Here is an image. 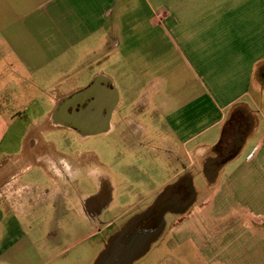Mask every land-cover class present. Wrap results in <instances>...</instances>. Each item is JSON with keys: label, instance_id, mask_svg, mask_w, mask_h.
Segmentation results:
<instances>
[{"label": "crops", "instance_id": "1", "mask_svg": "<svg viewBox=\"0 0 264 264\" xmlns=\"http://www.w3.org/2000/svg\"><path fill=\"white\" fill-rule=\"evenodd\" d=\"M114 63L125 65L128 103L118 114V93L107 133L123 122L135 130L133 141L160 147L171 170L160 192L184 176L189 194L174 198L190 200L164 212L160 234L131 264L165 237L169 242L161 243H169L175 257L163 264H196L188 262L191 254L201 264H264V0H0V75L9 70L16 93L30 95L33 106L31 114L15 117L29 119L15 152L4 150L14 120L0 109V188L8 178L10 195L9 206L0 201V214L15 221L33 214L26 204L33 198L22 195L30 185L21 176L39 168L50 183L34 189H62L66 212L106 233L100 253L154 201L104 220L116 203L115 179L99 178L93 191L78 192L70 182L82 171L65 181L49 170L53 157L66 161L51 139L52 130L67 129L59 101L96 75L114 85L104 70ZM75 74L86 82L78 84ZM41 199L49 208L50 198Z\"/></svg>", "mask_w": 264, "mask_h": 264}, {"label": "rangeland", "instance_id": "2", "mask_svg": "<svg viewBox=\"0 0 264 264\" xmlns=\"http://www.w3.org/2000/svg\"><path fill=\"white\" fill-rule=\"evenodd\" d=\"M98 66L95 64L92 67ZM104 67L105 72L112 76L111 81L119 93L118 112L123 113L128 103L124 95L125 65L118 67L114 63L111 66L106 64ZM75 77L78 84L86 82L80 74H75ZM16 87V81L9 70L1 73L0 109L6 118L14 120L6 137L4 149L6 152H15L20 148L22 136L29 126V119L26 117L16 119L15 117L19 116V113L26 116L31 114L33 107L30 105L31 96L16 93ZM117 130L119 131V127ZM52 132L51 139L58 142L57 146L64 154H68L71 158L78 150L83 154V169L76 178L78 192L93 191L99 178H106L109 182L115 179L116 203L111 212L104 215V220H109L114 213H119L122 208L130 205H136V210L148 206L156 198L164 186L162 183L170 174L169 166L160 156V147L154 145L151 149L152 144L149 141L137 138L140 142L137 143L133 141L134 139L125 138L117 133L99 134L77 141L73 131L61 129ZM37 133H39L38 129L33 131V135ZM38 169L33 168L21 176V183L30 185V188L24 191L29 199L32 193L31 187L50 183ZM31 205L34 206V211L31 210V206L28 210L33 214L26 218L21 215L20 220L17 221L5 219L0 214L1 260L6 264H39L41 260H48L45 264L93 263L103 247V235L106 236V233H98L99 227L95 226L93 220L68 210L62 218L57 221L53 219L50 223L47 218L50 210L45 204ZM49 236H53V241L49 242L51 245L47 250L40 252V244ZM10 238L13 241L10 242ZM161 241L169 242L167 237L155 241L144 256L146 264H163L165 259L175 257L173 251H170L169 243L163 245ZM188 258V262L195 260L196 264H201L195 254L189 255Z\"/></svg>", "mask_w": 264, "mask_h": 264}, {"label": "water", "instance_id": "3", "mask_svg": "<svg viewBox=\"0 0 264 264\" xmlns=\"http://www.w3.org/2000/svg\"><path fill=\"white\" fill-rule=\"evenodd\" d=\"M91 97L93 99L89 100ZM117 101V88L105 76L96 75L86 85L59 101L61 123L84 136L104 132ZM82 102L85 105L79 108L78 104ZM172 189L173 185L164 188L143 212L134 215L113 234L94 264H131L145 252L163 228L164 212L174 207L182 208L190 201L178 202L172 196ZM142 222L148 224L141 228Z\"/></svg>", "mask_w": 264, "mask_h": 264}, {"label": "flooded vegetation", "instance_id": "4", "mask_svg": "<svg viewBox=\"0 0 264 264\" xmlns=\"http://www.w3.org/2000/svg\"><path fill=\"white\" fill-rule=\"evenodd\" d=\"M93 98L91 97L89 100H92ZM85 105V102L79 103L78 107H83ZM113 112V110H112ZM112 114V113H111ZM118 114H120L118 112ZM111 119V116H110ZM110 119H109V123H108V128L106 131L101 132V133H96V134H91V135H81L78 132H76L74 129L66 126V130L67 131H73L75 132V137L77 139V141H83L86 140L88 138H91L92 136L95 135H99V134H108L107 132L110 130ZM123 123V122H122ZM121 123L119 127V131L117 130L118 127L114 128L111 130L110 134L112 133H117V134H121V136H124L125 138H130L132 137V133L135 130H131V128H128L125 126V124L123 125ZM139 130V129H138ZM118 131V132H117ZM134 134H139L134 133ZM225 142V147L226 146H230L229 143L226 144V140H222V143ZM34 145L35 143H31L30 145ZM224 145V144H223ZM234 146V145H231ZM41 148L38 146L36 147V155L40 153ZM65 160L63 159H57V157H53L52 160L48 161L49 164V170L50 173L55 176V180H67L68 177L71 176V172H75V171H82L83 169V165H84V158H83V154L78 150L77 152L73 153V157H69L68 154H65ZM37 160V159H36ZM38 162V160L36 161ZM187 172V171H185ZM9 179L7 178L3 183L2 186L0 188V201L1 203H5L8 206L9 204V200H7V198L10 196L8 191V181ZM77 179H74L71 183H76ZM57 183V182H56ZM55 186V185H54ZM54 186H48L44 189V191L40 192L37 189H31V198L32 196H34L33 199H30L26 204H30L29 206H31V210L34 211L33 207L31 204H39L40 201L43 202L44 199L41 198H46L49 197V201H48V206H49V210H50V214L53 215V218L55 221H57L58 219L62 218L64 216V214L66 213V209H67V201H66V197L64 196V194L66 195V192L63 191L62 189H56ZM58 186V185H57ZM26 191V190H25ZM35 191V193H34ZM72 192L69 193V195L67 194V196H70V198L72 197ZM189 194V190H188V179L181 178V180H178L175 182V184H173V189H172V196L173 197H178L181 199H185ZM22 195L24 196V192L22 193ZM133 264H146V262H144V260L141 261H135Z\"/></svg>", "mask_w": 264, "mask_h": 264}]
</instances>
